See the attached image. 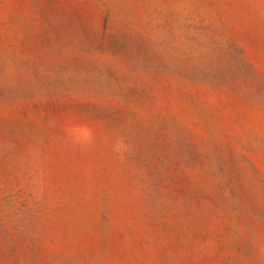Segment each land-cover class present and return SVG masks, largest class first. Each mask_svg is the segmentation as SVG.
I'll use <instances>...</instances> for the list:
<instances>
[{
    "label": "rangeland",
    "instance_id": "374dc122",
    "mask_svg": "<svg viewBox=\"0 0 264 264\" xmlns=\"http://www.w3.org/2000/svg\"><path fill=\"white\" fill-rule=\"evenodd\" d=\"M0 264H264V0H0Z\"/></svg>",
    "mask_w": 264,
    "mask_h": 264
},
{
    "label": "clouds",
    "instance_id": "9594fccd",
    "mask_svg": "<svg viewBox=\"0 0 264 264\" xmlns=\"http://www.w3.org/2000/svg\"><path fill=\"white\" fill-rule=\"evenodd\" d=\"M68 134H74L76 131L81 133L83 139H88L92 137L91 129L87 128L86 125H75L66 130Z\"/></svg>",
    "mask_w": 264,
    "mask_h": 264
}]
</instances>
